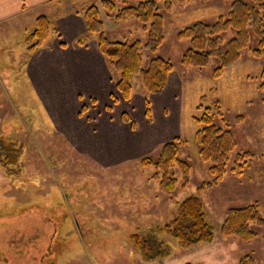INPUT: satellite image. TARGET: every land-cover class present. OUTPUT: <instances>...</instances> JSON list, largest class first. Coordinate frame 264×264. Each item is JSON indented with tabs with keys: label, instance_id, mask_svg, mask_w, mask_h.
<instances>
[{
	"label": "rangeland",
	"instance_id": "rangeland-1",
	"mask_svg": "<svg viewBox=\"0 0 264 264\" xmlns=\"http://www.w3.org/2000/svg\"><path fill=\"white\" fill-rule=\"evenodd\" d=\"M52 2L56 6L57 2ZM137 3L138 0H130L132 5ZM92 4H99V0L78 3L80 10ZM229 9V3L224 0L176 4L172 13L165 14L163 45L156 55L145 51L144 66L152 57L159 56L170 60L176 70L182 69L181 57L190 44L178 38L179 32L197 21L213 23L226 16ZM103 19L111 41L145 44L148 40L143 25L134 18L116 22L103 11ZM29 29L32 31L34 27ZM27 31L21 35L18 29L12 32L11 28H0V138L20 152L23 172L21 177L8 176L0 164V264H238L247 255L254 257L256 264H264V228L252 226L257 236L251 242L223 237L220 233L231 208L258 202L264 216V93L259 90L264 60L252 58L245 50L241 60L220 79L212 75L219 65L218 59H212L209 67L202 70L185 68L189 71L183 77V95L175 101L182 107L178 112L181 137L187 141L180 148L179 158L191 165L190 184L183 188L180 183L169 196L160 191L158 182L149 179L154 169L142 168L139 160L109 168L95 162L90 154L74 151L54 132L47 123L48 112L44 109L39 112L37 101L21 97L19 90L10 93L14 98L9 95L28 54L21 43ZM234 35L229 30L223 36L229 41ZM257 42L252 35L250 48H255ZM133 85L134 92L139 93L143 86L141 78H134ZM144 95L150 114L146 116L144 110L136 108L130 113L138 129L146 125L147 117H155L152 95ZM203 96L205 104H220L234 133L238 148L233 160L236 154L247 151L253 159L241 177L228 172L219 185L199 191L202 183L214 178L210 164L201 159L195 140L202 126L193 117L201 115L198 106ZM99 98L101 104L104 99ZM30 101L33 105H29ZM28 106L34 109L32 114L27 113ZM121 108L122 105L118 110ZM174 109L177 110L176 104ZM160 111L157 105V116ZM239 116L242 117L238 122ZM54 122L62 124V121ZM216 123L221 122L216 120ZM161 125L165 123L158 118L156 127L151 123L142 132L151 135ZM116 135L123 138L120 131L110 132L109 145L104 140L93 148V153L102 156L111 150L109 158L113 159L122 151H138L136 143L116 140ZM161 148L146 156L156 160ZM171 172L181 178L178 168ZM191 195L202 199L214 239L185 249L174 238L157 234L154 228L170 222L176 215L177 204ZM136 233L142 240L155 235L151 237L152 255L143 254V244L135 246L132 235ZM158 242L165 245L160 247Z\"/></svg>",
	"mask_w": 264,
	"mask_h": 264
},
{
	"label": "trees",
	"instance_id": "trees-1",
	"mask_svg": "<svg viewBox=\"0 0 264 264\" xmlns=\"http://www.w3.org/2000/svg\"><path fill=\"white\" fill-rule=\"evenodd\" d=\"M192 0H138L135 5L130 0H99V4L83 7V17L88 32L96 37L102 56L107 61L116 79L117 90L122 98L130 100L133 94V79L140 77L145 94H156L163 90L169 75L174 71V64L159 56L152 57L148 65L144 66V53L156 55L165 41V14L172 13L176 4L189 3ZM208 1V0H203ZM230 9L226 16H221L213 23L197 21L193 25L181 30L179 39L189 41V48L181 57L180 65L185 68L205 69L212 59H218L219 65L213 70L214 79L222 78L226 71L235 66L242 58L243 52L248 50L252 58L264 60V0H224ZM103 11L107 18L116 22L134 18L143 25L148 34L145 44L141 41H111L105 32ZM233 30L235 35L225 41L224 34ZM55 33L52 20L46 16H39L32 31L26 35L24 42L30 53L41 49ZM57 33V32H56ZM257 38V46L250 48L251 38ZM83 40L79 44H83ZM259 90L264 93V66L260 73ZM117 100V97H115ZM206 97H202V104L198 106L200 116H194V121L202 126L195 135L199 146V154L204 162L210 164L209 171L213 175L211 182L202 183L198 190L204 191L219 185L228 172L237 177L244 175L249 169L253 155L250 152L233 154L237 151L238 142L230 125L224 118L219 103L205 104ZM148 108V107H147ZM150 114L149 108L147 115ZM239 116L237 121H240ZM126 118V117H125ZM127 119V118H126ZM216 120L221 123H216ZM238 121V122H239ZM187 145L182 137L162 145L156 160L145 156L140 159L142 168H152L154 173L150 180L159 183L160 191L172 195L181 183L183 188L190 184L191 165L179 158L180 148ZM13 145H8L0 138V164L6 169L8 176L21 177L20 152ZM14 153V154H13ZM178 168L181 178L172 173ZM258 202L245 207L231 208L220 227L223 237L239 238L244 242H251L257 236L252 226L264 228V216L261 214ZM155 232L164 233L174 238L182 248H190L200 243H210L214 239V230L210 224L202 199L191 195L177 204L175 217L163 227L154 228ZM155 235L151 234V237ZM135 246L143 244V254L152 253L153 240L138 233L133 234ZM160 247L165 245L158 242ZM238 264H256L254 257L247 255Z\"/></svg>",
	"mask_w": 264,
	"mask_h": 264
},
{
	"label": "crops",
	"instance_id": "crops-1",
	"mask_svg": "<svg viewBox=\"0 0 264 264\" xmlns=\"http://www.w3.org/2000/svg\"><path fill=\"white\" fill-rule=\"evenodd\" d=\"M52 1L57 2L56 6L52 5ZM78 3L80 0H0V28H11L12 32L18 29L22 35L35 26L39 16L46 15L52 20L55 29L47 43L32 53L21 39L28 54L19 67L18 76L13 81L14 88L12 92L9 90V95L14 98L10 93L19 90L21 97L27 96L33 102L37 101L39 112L43 109L48 112L47 123L54 132L59 133L74 151L90 154L95 162L109 168L126 161H140L155 148L181 137L178 112L182 107L175 99L182 94L185 85L183 77L187 76L189 70L175 69L169 75L163 90L152 95L155 117H147L146 125L138 129L130 113L136 108L144 110L147 116L144 88L142 86L139 93L133 89L130 100L121 97L96 37L88 32ZM80 40L84 41L83 44H79ZM99 96L104 99L101 104L98 103ZM175 104L177 110L174 109ZM120 105L122 108L118 110ZM157 105L161 110L158 116ZM29 107L27 113L32 114L34 109L32 111ZM158 118L165 126L162 124L151 135H148V131L142 132L151 123L156 127ZM54 121H62V124ZM116 131L122 132L123 138L116 135L114 139L136 143L138 151H122L116 157L112 154V158L115 157L113 159L109 158L111 150L102 156L94 154L93 148L104 140H107L108 146L110 132Z\"/></svg>",
	"mask_w": 264,
	"mask_h": 264
}]
</instances>
